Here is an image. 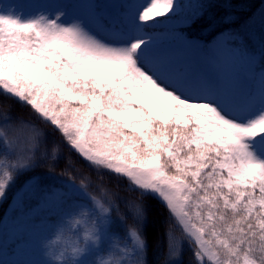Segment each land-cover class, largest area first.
Listing matches in <instances>:
<instances>
[{
  "label": "snow or ice",
  "instance_id": "6c2138e0",
  "mask_svg": "<svg viewBox=\"0 0 264 264\" xmlns=\"http://www.w3.org/2000/svg\"><path fill=\"white\" fill-rule=\"evenodd\" d=\"M71 6V13L62 6L29 19L14 9L0 12V91L30 106L83 160L157 196L192 244L197 264H260L264 70L257 79L247 38L222 31L207 42L189 41L175 30L204 15V4L189 5L193 10L183 16L179 0H150L143 7L133 0H75ZM149 27L171 28L211 71L157 53L156 43L144 39ZM167 35L154 33L157 42ZM238 69L259 81L258 92L241 88ZM2 118L0 144L7 155L0 159V201L19 174L41 161H56L55 149L49 158L37 128L29 130L22 145L10 110ZM41 185L38 175L24 179L13 211L22 212L23 201L32 198L39 200L40 211H52L68 196ZM78 186L96 209L106 205L88 194L86 179ZM129 207L142 221L141 206ZM37 214L32 209L27 215ZM129 234L145 252L138 227ZM169 247V257L180 254L178 242ZM139 264L146 262L141 258Z\"/></svg>",
  "mask_w": 264,
  "mask_h": 264
},
{
  "label": "rangeland",
  "instance_id": "374dc122",
  "mask_svg": "<svg viewBox=\"0 0 264 264\" xmlns=\"http://www.w3.org/2000/svg\"><path fill=\"white\" fill-rule=\"evenodd\" d=\"M72 2H75V0H0V12L7 13L10 9H14L16 15L20 16L22 19H29L40 15L47 16L53 14L62 6H67L66 11L71 13L75 11L71 6ZM96 2L100 3V0H96ZM119 2H122V0H102V3ZM133 2L143 7L147 6L150 0H133ZM163 18L155 17V19ZM149 23H151V21H149ZM144 31V39L150 44L156 43L157 46L155 51L157 53L173 56L180 60L191 62L201 70L211 71V69L204 64L202 55L180 39L175 38L172 35L173 30L171 28H154L151 31ZM158 32H168V35L157 42L154 33ZM186 37L189 41H202L197 38ZM254 55L257 59V55ZM262 70L264 69L257 68L255 63L254 71L257 79ZM237 78L242 89L251 92L259 91V81L248 78L242 69L237 70ZM3 114H0V128L4 126ZM16 124L19 126V136L22 145H26L29 130L31 128H37L42 133V138L45 140V148L49 158L54 149L57 155L58 146L51 141H46L45 131L40 128L39 124L29 119H20ZM49 128L54 130L51 126ZM51 130H49V132H51ZM5 155H7V153L3 145L0 144V159L4 158ZM258 155L260 160L264 161V152L258 153ZM40 177L42 180V187L54 188L60 192H66L68 196L62 197L60 207L52 211H40V202L37 198L25 199L22 212L19 208L13 211L15 207L13 201L16 193L22 188L21 185L11 198L6 212L0 218V264L14 262H17L16 264H52V261L45 257L44 243L50 240L54 233L61 228H63L69 244L73 243L76 238H80L82 230L77 228L69 235L70 230L67 228L65 222L81 209H87L89 212V219L96 220L97 240L95 243L88 242L83 254L74 261L69 259L66 261V264H108V257L110 256L119 258V264H139L140 259H143V251L137 248L132 242L129 234L130 228L125 227L123 219H121L122 215L119 206L116 205L118 199L116 195L110 193L98 197L101 202L106 203V205L109 203L111 204L110 212L101 215L98 209L94 207L91 199L84 194L83 189H81L78 184L76 185L69 180L54 178V176L49 173L43 174ZM17 186L19 185L16 181L10 185L11 188H16ZM121 201L125 205L126 203H129V206L132 204L130 201ZM32 209L38 210V214L35 218H29L27 215ZM50 214H52V216H50ZM118 225L121 227L120 230H117ZM109 230L123 232V234L119 233L117 237L111 238L110 241L108 235ZM169 240L170 244L176 242L180 244L181 254L182 238L170 234ZM81 242L83 241L81 240ZM180 254L175 257H169L168 252L164 264H178L180 262Z\"/></svg>",
  "mask_w": 264,
  "mask_h": 264
},
{
  "label": "trees",
  "instance_id": "16d2710c",
  "mask_svg": "<svg viewBox=\"0 0 264 264\" xmlns=\"http://www.w3.org/2000/svg\"><path fill=\"white\" fill-rule=\"evenodd\" d=\"M184 5L181 14L188 15L193 10L189 5H206L205 14L200 16L196 22L184 27L186 34L196 36L204 41H208L215 33L222 31H232L242 33L248 41L249 48L253 52H259V65H264V60L260 59L264 47V0H179ZM215 26L211 32H205L210 26ZM0 110L9 112L14 118H33L40 122L49 133V138H55L61 148V156L51 163L50 167L54 174L59 177L72 179L79 183L81 179H86L88 192L92 195H99L101 192L121 195L120 197H130L139 204L143 211V220L140 221V233L145 240L146 264H162L167 250L166 232L172 229L179 232L173 218L167 208L159 202L151 193L142 192L131 186L127 178L113 173L106 169L96 168L89 164L71 150L62 140L61 135L51 130L49 125L42 123L30 111V106L7 97L0 91ZM51 130V132H49ZM49 165H40L33 170L20 174L17 178L19 183L28 176L44 172ZM115 192V193H114ZM124 221L129 226L134 225L133 217L129 212H123ZM187 246V243L184 247ZM194 249L189 244L183 251L182 258L185 262L194 259Z\"/></svg>",
  "mask_w": 264,
  "mask_h": 264
},
{
  "label": "clouds",
  "instance_id": "9594fccd",
  "mask_svg": "<svg viewBox=\"0 0 264 264\" xmlns=\"http://www.w3.org/2000/svg\"><path fill=\"white\" fill-rule=\"evenodd\" d=\"M94 201L99 200L95 195L92 196ZM102 203V202H101ZM99 213H109L111 208L103 205V208L97 207ZM121 219L123 217L121 216ZM67 228L70 230L69 235L74 230L80 228V238H76L73 243L69 244L65 236L63 228L58 229L52 238L46 241L43 245L45 249V257L52 261V264H66V261L78 259L85 251L88 242L95 243L96 237V220L89 219V212L87 209H81L78 213L66 220ZM81 240L83 242H81ZM108 264H119V258L108 257ZM260 264H264V257L261 258Z\"/></svg>",
  "mask_w": 264,
  "mask_h": 264
}]
</instances>
